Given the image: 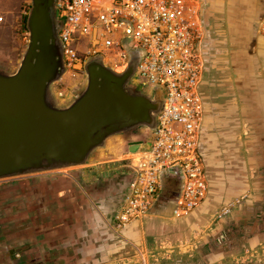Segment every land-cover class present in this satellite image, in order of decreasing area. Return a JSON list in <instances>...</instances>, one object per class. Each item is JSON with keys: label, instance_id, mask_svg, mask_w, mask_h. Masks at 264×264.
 I'll return each instance as SVG.
<instances>
[{"label": "crops", "instance_id": "obj_1", "mask_svg": "<svg viewBox=\"0 0 264 264\" xmlns=\"http://www.w3.org/2000/svg\"><path fill=\"white\" fill-rule=\"evenodd\" d=\"M196 1L207 27L198 85L203 201L184 217L168 216L179 191L172 197L166 189L144 218L117 235L109 222L128 183L118 161L131 153L129 141L149 137L142 128L136 136L114 135L98 159L63 173L81 192L73 215L79 226L51 231L25 257L8 249L0 264H264V0ZM236 198L241 204L218 217ZM12 222L3 226L8 242L18 237Z\"/></svg>", "mask_w": 264, "mask_h": 264}, {"label": "built area", "instance_id": "obj_2", "mask_svg": "<svg viewBox=\"0 0 264 264\" xmlns=\"http://www.w3.org/2000/svg\"><path fill=\"white\" fill-rule=\"evenodd\" d=\"M53 10L65 68L50 92L55 105H68L78 97L87 80L86 62L99 57L121 73L137 55L132 84L148 94L156 87L164 93L157 126L149 130L151 145L118 161L128 183L111 228L122 236L126 227L149 213L174 179L179 193L172 215L190 214L207 190L200 151L203 101L198 91L207 27L197 1L54 0ZM241 202L236 198L227 203L217 216L229 214Z\"/></svg>", "mask_w": 264, "mask_h": 264}, {"label": "water", "instance_id": "obj_3", "mask_svg": "<svg viewBox=\"0 0 264 264\" xmlns=\"http://www.w3.org/2000/svg\"><path fill=\"white\" fill-rule=\"evenodd\" d=\"M53 6L54 0H31L26 51L15 71L0 70V179L85 164L112 136L155 129L163 108L161 88L148 94L131 82L137 55L121 73L100 57L88 60L83 91L55 105L50 87L65 68ZM150 145L131 140L128 150Z\"/></svg>", "mask_w": 264, "mask_h": 264}, {"label": "flooded vegetation", "instance_id": "obj_4", "mask_svg": "<svg viewBox=\"0 0 264 264\" xmlns=\"http://www.w3.org/2000/svg\"><path fill=\"white\" fill-rule=\"evenodd\" d=\"M134 87L139 88L137 85ZM80 201L81 192L76 183L61 174H47L43 177L2 183L0 211L4 214L0 213V255L4 252V255H9L10 249L18 251L19 258L25 257V252L31 249L32 245L47 241V235L51 231L58 233L60 229L67 230L79 226L78 219L73 215L79 208ZM70 213L72 216L64 221L63 217ZM34 217L38 218V227L34 225ZM12 221L16 224L18 237L15 242H8L3 226H11Z\"/></svg>", "mask_w": 264, "mask_h": 264}, {"label": "rangeland", "instance_id": "obj_5", "mask_svg": "<svg viewBox=\"0 0 264 264\" xmlns=\"http://www.w3.org/2000/svg\"><path fill=\"white\" fill-rule=\"evenodd\" d=\"M31 0H0V70L4 72H13L15 71L20 61L26 51L28 44V33H24L21 30V17L26 11L30 9ZM87 83V80H86ZM85 85L80 86L78 89L80 93L85 88ZM55 87V83L51 85L50 92L53 93ZM144 134L142 135L145 139L146 136L150 135V132L146 128H142ZM137 131L132 134V136H136ZM111 138H108L106 141V145H109ZM102 149H96L92 155L89 157L88 161H93L98 159L101 155ZM74 168L69 167H60L57 169H52L48 171H40V172H31L24 175H16L9 178L0 179V186L2 183L6 181H12L17 179H25L30 177H43L47 174H61L68 172ZM179 188V183L176 179L169 182L166 189H168V193L170 196H175L177 189ZM17 208V206H15ZM5 211L6 209L3 208ZM8 210V208H7ZM173 206L168 204V216L172 215ZM1 215L4 214L0 211ZM169 223L174 222L173 219L168 220Z\"/></svg>", "mask_w": 264, "mask_h": 264}, {"label": "trees", "instance_id": "obj_6", "mask_svg": "<svg viewBox=\"0 0 264 264\" xmlns=\"http://www.w3.org/2000/svg\"><path fill=\"white\" fill-rule=\"evenodd\" d=\"M28 13L29 11L27 10L26 13H24L21 17V23H20V26H21V30L24 32V33H28V28H27V18H28Z\"/></svg>", "mask_w": 264, "mask_h": 264}]
</instances>
